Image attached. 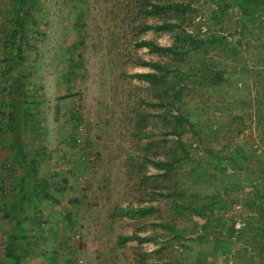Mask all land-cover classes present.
<instances>
[{
    "label": "rangeland",
    "instance_id": "1",
    "mask_svg": "<svg viewBox=\"0 0 264 264\" xmlns=\"http://www.w3.org/2000/svg\"><path fill=\"white\" fill-rule=\"evenodd\" d=\"M240 1L36 0L17 56L15 0H0V264L8 234L20 264H260L249 223L264 201V0L250 14ZM16 70L38 133L27 160L42 149L38 179L62 187L19 225L2 216L20 180L4 148Z\"/></svg>",
    "mask_w": 264,
    "mask_h": 264
},
{
    "label": "trees",
    "instance_id": "2",
    "mask_svg": "<svg viewBox=\"0 0 264 264\" xmlns=\"http://www.w3.org/2000/svg\"><path fill=\"white\" fill-rule=\"evenodd\" d=\"M36 3V0H15V8L13 11V31L9 35V47L10 53L20 56L23 53L24 46L21 44L23 41H26V21L28 17V12L33 5ZM252 3H255V0H241L240 9L244 14H250L253 10L251 6ZM153 8L158 9L156 5H152ZM31 11V10H30ZM175 25H162V26H153L158 30H173ZM184 41L187 44H190L193 49L197 48L202 41L197 40L190 35L184 36ZM141 47H147L150 51L153 52H168L171 49L167 47H161L155 45L150 41H141L139 43ZM13 57V56H12ZM153 65L152 63H146ZM144 77H151L152 75H143ZM21 73L19 70H16L15 75L9 82L8 89V112L6 113L7 126L11 133V140L8 144V147L12 153V160L15 164L18 165L21 169L22 177L19 180V190L17 193V198L13 200L12 203L8 206L3 207L2 216L4 219L14 222L15 225H19L25 218L26 213L33 209L38 200L45 201H57V198L50 195L47 191L51 186L57 187L62 190V187L58 184L57 181H45L39 180L37 177L36 159L28 161L27 159V148L25 144L24 134L26 130V103L22 99L21 87ZM33 127V126H32ZM35 128V126L33 127ZM36 131V128L34 129ZM33 130V131H34ZM39 157L43 158V151L38 152ZM38 158V157H37ZM39 160V159H38ZM264 164V162H263ZM155 167H165V163L155 162ZM253 217L249 223V227H252L253 231V240L255 243V250L260 264H264V201H261L259 204L252 205ZM16 236L8 234L7 242L5 244V256L12 261V264H20L21 257L18 252H15L11 249V245L16 241Z\"/></svg>",
    "mask_w": 264,
    "mask_h": 264
},
{
    "label": "crops",
    "instance_id": "3",
    "mask_svg": "<svg viewBox=\"0 0 264 264\" xmlns=\"http://www.w3.org/2000/svg\"><path fill=\"white\" fill-rule=\"evenodd\" d=\"M9 98V97H8ZM32 132L31 131H29L28 132V130H25V134H24V139H25V144H26V139H27V135L28 134H31ZM32 136H35V135H38V133H37V130H36V132L33 134H31ZM10 140H11V133H10V131H9V128H8V131L6 132V137H5V141H4V143H5V151L6 152H9V154H10V156L12 157V153H11V151H10V149H9V147H8V144H9V142H10ZM26 148H27V146H26ZM42 149H40V148H38L37 147V151L39 152V151H41ZM46 157V156H45ZM39 160L38 161H36V165L38 166V165H40V164H42V163H39L40 161H43L44 160V153H43V158H38ZM17 165V164H16ZM36 166V167H37ZM17 168L19 169V171H20V178L22 177V173H21V169H20V167H18V165H17ZM38 168H39V166H38ZM36 170H37V168H36ZM55 181H57L58 182V184L60 183L57 179L55 180ZM54 181V182H55ZM17 198V197H16ZM15 198V199H16ZM13 201H10L8 204H10V203H12ZM8 204H6L7 206H8ZM6 205H4V206H6Z\"/></svg>",
    "mask_w": 264,
    "mask_h": 264
},
{
    "label": "built area",
    "instance_id": "4",
    "mask_svg": "<svg viewBox=\"0 0 264 264\" xmlns=\"http://www.w3.org/2000/svg\"><path fill=\"white\" fill-rule=\"evenodd\" d=\"M235 208L239 210V212L237 211L238 213L233 218L232 226H233L234 232L238 233V232L243 231V229L246 226V216L244 217L243 213L241 212L242 210H240L239 203L236 204Z\"/></svg>",
    "mask_w": 264,
    "mask_h": 264
}]
</instances>
